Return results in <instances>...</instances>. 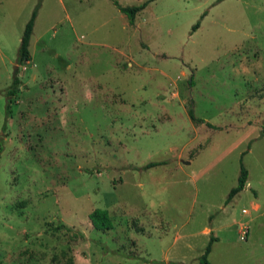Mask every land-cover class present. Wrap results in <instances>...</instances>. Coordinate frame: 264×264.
I'll return each mask as SVG.
<instances>
[{"label": "rangeland", "instance_id": "obj_1", "mask_svg": "<svg viewBox=\"0 0 264 264\" xmlns=\"http://www.w3.org/2000/svg\"><path fill=\"white\" fill-rule=\"evenodd\" d=\"M149 1L0 0V264H264V0Z\"/></svg>", "mask_w": 264, "mask_h": 264}, {"label": "trees", "instance_id": "obj_2", "mask_svg": "<svg viewBox=\"0 0 264 264\" xmlns=\"http://www.w3.org/2000/svg\"><path fill=\"white\" fill-rule=\"evenodd\" d=\"M154 1H156V0H150L148 3H151ZM148 3H146L140 7H127V8L121 7L118 3H116V5L118 6L119 10L122 13L126 14L129 17L130 24L134 25L137 15L143 9L146 8ZM36 18H37V10H35L33 12L32 18L29 21V23L27 24L25 31H24V34H23V37H22V40H21V45L19 48V56H18V64L19 65H23L26 62L31 60L29 46H30V41H31L32 35H33V31H34V25H35ZM199 28H200V23H197L193 27V32L197 31ZM20 85H21V81L18 78V72H16L14 75L12 88L9 90L7 96L9 98L16 96L18 94V87ZM9 102H10V99H8V103ZM8 108H9V105H7V109ZM190 117L192 120L199 122L195 118L193 111H190ZM159 165H162V163L161 164L160 163H150L145 168L150 169V168L157 167ZM248 176H249V172L245 168V166L242 164L240 177L238 180V185L231 190L229 197L226 201V204L231 203V201L246 188L247 182H248ZM90 221H91V224L93 225V227L99 231H107V230H111L113 228L111 216H110L109 212L106 210H95L90 215ZM213 241L215 242L217 240H211L209 245L206 247L205 254L201 258L202 264H211L210 261L208 260V257L212 252ZM69 264H73V262L70 261Z\"/></svg>", "mask_w": 264, "mask_h": 264}, {"label": "built area", "instance_id": "obj_3", "mask_svg": "<svg viewBox=\"0 0 264 264\" xmlns=\"http://www.w3.org/2000/svg\"><path fill=\"white\" fill-rule=\"evenodd\" d=\"M243 239H244V237H243Z\"/></svg>", "mask_w": 264, "mask_h": 264}]
</instances>
